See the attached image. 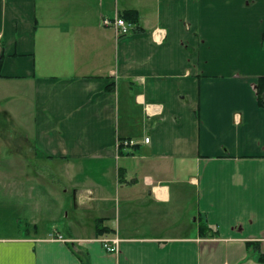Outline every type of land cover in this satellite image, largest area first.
I'll use <instances>...</instances> for the list:
<instances>
[{"label": "crops", "instance_id": "obj_1", "mask_svg": "<svg viewBox=\"0 0 264 264\" xmlns=\"http://www.w3.org/2000/svg\"><path fill=\"white\" fill-rule=\"evenodd\" d=\"M261 79L264 0H0V264H262Z\"/></svg>", "mask_w": 264, "mask_h": 264}, {"label": "rangeland", "instance_id": "obj_2", "mask_svg": "<svg viewBox=\"0 0 264 264\" xmlns=\"http://www.w3.org/2000/svg\"><path fill=\"white\" fill-rule=\"evenodd\" d=\"M14 121L15 123L8 120L7 115L0 114V160H14L15 158L12 157L19 156L17 153L20 156H25L24 159L26 160H33L29 153V144L21 140L26 131L16 122V118H14ZM9 130L13 131L16 135L9 133ZM4 132L6 133V137L2 136ZM24 159L17 158V160Z\"/></svg>", "mask_w": 264, "mask_h": 264}, {"label": "built area", "instance_id": "obj_3", "mask_svg": "<svg viewBox=\"0 0 264 264\" xmlns=\"http://www.w3.org/2000/svg\"><path fill=\"white\" fill-rule=\"evenodd\" d=\"M100 25L104 28L111 29L116 38H119L121 36L128 35L131 32V25L127 23L125 20H123L117 12L115 14L108 18V17H101L100 19ZM145 143L148 142V139L144 140ZM134 142L132 141H121L118 143V147H132L134 146ZM99 243L101 244L102 248L108 253V254H116L119 249V240L116 237H105V238H99Z\"/></svg>", "mask_w": 264, "mask_h": 264}, {"label": "trees", "instance_id": "obj_4", "mask_svg": "<svg viewBox=\"0 0 264 264\" xmlns=\"http://www.w3.org/2000/svg\"><path fill=\"white\" fill-rule=\"evenodd\" d=\"M123 20H125L127 23H129L132 27V31H136V25L138 22V17L136 12L134 11H125L122 14L119 15ZM256 96H257V101L258 105L260 107H264V79L258 80L256 84ZM102 222L99 221L97 224V234L102 235L104 233H107L105 228H101ZM201 230L203 231L202 235L204 237L206 236H213L214 233L210 230H208L207 226L204 224L202 225ZM250 246V245H249ZM256 261L259 263L264 264V255L263 254H257L256 256Z\"/></svg>", "mask_w": 264, "mask_h": 264}]
</instances>
